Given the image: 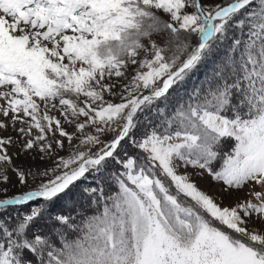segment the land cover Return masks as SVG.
Returning <instances> with one entry per match:
<instances>
[{
    "label": "snow or ice",
    "instance_id": "snow-or-ice-1",
    "mask_svg": "<svg viewBox=\"0 0 264 264\" xmlns=\"http://www.w3.org/2000/svg\"><path fill=\"white\" fill-rule=\"evenodd\" d=\"M0 264H264V0H0Z\"/></svg>",
    "mask_w": 264,
    "mask_h": 264
},
{
    "label": "rangeland",
    "instance_id": "rangeland-1",
    "mask_svg": "<svg viewBox=\"0 0 264 264\" xmlns=\"http://www.w3.org/2000/svg\"><path fill=\"white\" fill-rule=\"evenodd\" d=\"M194 180H196V182L198 183V185L205 191L209 192L210 194L213 195H219V185L216 182H213L210 180V178L205 174L203 178L199 177V176H195L193 177ZM13 183H15V178L13 177ZM11 192H15L18 191L19 188L18 187H11ZM11 194V193H9ZM230 199L229 198H225L224 199V203L228 204L230 203Z\"/></svg>",
    "mask_w": 264,
    "mask_h": 264
},
{
    "label": "trees",
    "instance_id": "trees-1",
    "mask_svg": "<svg viewBox=\"0 0 264 264\" xmlns=\"http://www.w3.org/2000/svg\"><path fill=\"white\" fill-rule=\"evenodd\" d=\"M93 208H95V206H93ZM91 214H92V211L90 210L88 212V215H91ZM72 215H73V218L75 220V223L77 225H79L80 224V220H81L80 215L78 213H73ZM70 232H72V235L69 236V239L75 238V230H70Z\"/></svg>",
    "mask_w": 264,
    "mask_h": 264
}]
</instances>
